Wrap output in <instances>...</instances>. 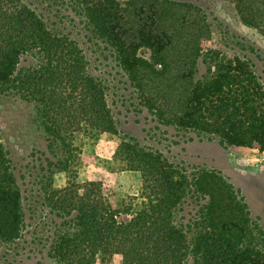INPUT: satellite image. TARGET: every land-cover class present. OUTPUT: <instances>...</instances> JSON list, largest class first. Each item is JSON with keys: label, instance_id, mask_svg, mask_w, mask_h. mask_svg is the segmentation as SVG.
Segmentation results:
<instances>
[{"label": "trees", "instance_id": "obj_1", "mask_svg": "<svg viewBox=\"0 0 264 264\" xmlns=\"http://www.w3.org/2000/svg\"><path fill=\"white\" fill-rule=\"evenodd\" d=\"M72 1L114 48L140 112L225 147L264 152V88L241 58L206 49L211 33L199 8L176 0ZM236 6L240 20L264 36V0H237ZM45 15L26 0H0V98L33 103L42 130L70 156L77 134L119 130L106 88L87 68L82 48L49 28ZM208 51L216 61L197 77L199 58ZM10 155L0 141L2 242H16L24 226L23 192ZM114 158L141 179L138 194L122 208L100 180L43 186L54 223L49 255L57 262L264 264V228L219 173L189 176L160 150L125 134ZM71 162L49 164L69 172ZM188 197L197 201V215L185 224L177 214Z\"/></svg>", "mask_w": 264, "mask_h": 264}, {"label": "rangeland", "instance_id": "obj_2", "mask_svg": "<svg viewBox=\"0 0 264 264\" xmlns=\"http://www.w3.org/2000/svg\"><path fill=\"white\" fill-rule=\"evenodd\" d=\"M26 1L43 10L49 28L73 37L80 45L87 68L106 88L107 103L119 133L77 134L71 146L72 152L76 150L67 156L59 143L42 130L33 103L18 96L0 98V141L11 153L23 192L24 212L21 237L16 242L0 241V264H60L49 255L54 223L43 191L46 183L58 189L69 178L77 183L103 181L104 193L120 208L123 202L129 203L130 197L138 194L140 174L121 169V163L114 158L124 134L136 137L144 146L160 150L189 176L200 170L219 173L243 198L250 217L264 228V152L236 150L220 145L217 139L159 125L144 109L139 111L137 93L114 48L92 31L81 7L72 0ZM176 1L194 5L205 14L211 33L206 49L217 51L223 58H241L264 88V36L240 20L237 0ZM214 60L209 51L204 53L198 61L197 77H204ZM69 158L72 159L69 172L49 164L58 159L69 161ZM182 208L177 214L179 222L186 224L189 218H196L197 201L188 197Z\"/></svg>", "mask_w": 264, "mask_h": 264}]
</instances>
